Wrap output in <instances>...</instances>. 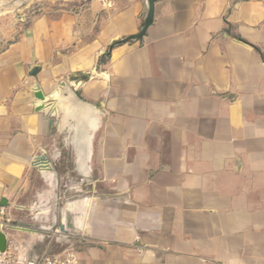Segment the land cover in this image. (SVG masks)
I'll return each mask as SVG.
<instances>
[{"label": "crops", "instance_id": "crops-1", "mask_svg": "<svg viewBox=\"0 0 264 264\" xmlns=\"http://www.w3.org/2000/svg\"><path fill=\"white\" fill-rule=\"evenodd\" d=\"M47 1L0 50L7 241L60 254L47 229L79 197L81 231L56 238L79 264H264V0H158L108 58L140 0Z\"/></svg>", "mask_w": 264, "mask_h": 264}, {"label": "water", "instance_id": "water-1", "mask_svg": "<svg viewBox=\"0 0 264 264\" xmlns=\"http://www.w3.org/2000/svg\"><path fill=\"white\" fill-rule=\"evenodd\" d=\"M142 5V22L139 26V30L135 35L124 37L114 43H112L108 49L106 54L104 55L105 58L109 57L110 51L117 47L127 43H135L141 42L143 37L146 34L147 29L153 24V16H154V6L158 2V0H140ZM33 73V71H32ZM88 74L86 73H75L67 78V83L70 85L71 88H76L84 81L87 80ZM58 96V92H55L51 96V99L56 98ZM34 97L38 101H43L44 96L42 95L40 88L37 84L34 85ZM50 127L53 125V120L49 122ZM38 169L53 172V168L46 163L45 156L41 155L39 159L36 161L35 165ZM77 193H81L78 190ZM57 200V198H56ZM88 202L87 199L74 197L69 198L64 203V210L62 205L57 207L56 202V214L53 215V225L52 227L48 228L47 231L55 230L57 235L68 236L71 233H75L81 231L82 224L84 221V217L86 214V203ZM21 229V228H17ZM6 247V238L4 234L0 232V251H3Z\"/></svg>", "mask_w": 264, "mask_h": 264}, {"label": "rangeland", "instance_id": "rangeland-1", "mask_svg": "<svg viewBox=\"0 0 264 264\" xmlns=\"http://www.w3.org/2000/svg\"><path fill=\"white\" fill-rule=\"evenodd\" d=\"M54 11V3L47 0H0V50L14 38L13 35H7L13 22L14 30L18 31L19 21H15L16 18L26 19L28 23L34 17L54 13ZM23 220L25 223H29L27 217L24 216ZM49 233V237L53 238L49 246V254L58 253L68 246V243L64 241L60 243L56 241L57 234L54 228Z\"/></svg>", "mask_w": 264, "mask_h": 264}, {"label": "built area", "instance_id": "built-area-1", "mask_svg": "<svg viewBox=\"0 0 264 264\" xmlns=\"http://www.w3.org/2000/svg\"><path fill=\"white\" fill-rule=\"evenodd\" d=\"M13 228L10 219L6 216L4 208H0V232L2 234ZM6 238V236H5ZM0 264H79V259L73 247L69 246L57 255L43 254L35 260L23 258L17 251L13 242L7 241L6 247L0 251Z\"/></svg>", "mask_w": 264, "mask_h": 264}, {"label": "trees", "instance_id": "trees-1", "mask_svg": "<svg viewBox=\"0 0 264 264\" xmlns=\"http://www.w3.org/2000/svg\"><path fill=\"white\" fill-rule=\"evenodd\" d=\"M103 61H104V59L102 58V59H101V62H103Z\"/></svg>", "mask_w": 264, "mask_h": 264}]
</instances>
